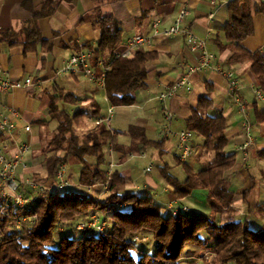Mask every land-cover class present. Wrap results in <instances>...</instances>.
Wrapping results in <instances>:
<instances>
[{"label": "trees", "instance_id": "1", "mask_svg": "<svg viewBox=\"0 0 264 264\" xmlns=\"http://www.w3.org/2000/svg\"><path fill=\"white\" fill-rule=\"evenodd\" d=\"M52 9L42 11L39 16H49ZM261 10L258 5L251 6L249 0H232L227 5L228 22L223 27L228 45L219 47L231 52L228 65L247 64L254 85L264 92V52L249 53L239 46L252 34V14ZM92 26L98 38L95 45L87 47L92 52L90 63L96 74L100 72L98 62L108 68L104 84L107 100L112 107L132 106L135 92L146 79L147 64L155 54L138 49L132 58H115V50L121 43L118 23L110 15L95 13ZM13 38L21 44L24 55L42 43L35 27L24 29ZM14 44L11 40L10 45ZM73 99L63 94L51 98L49 118L57 126L38 151L45 178L53 183L59 167L74 162L81 166L78 185L88 191L106 185L108 196L99 201L71 184L66 190L33 196L30 207L25 210H0V264H198L184 262V253L190 248L205 247L214 254L209 264H264V202L254 210L248 208L243 219L225 215L235 202V191L230 189L227 176L236 160L235 154L225 152L228 143L225 120L205 114L208 100L199 99L188 120V130L203 138L204 149L213 154V161L197 173L185 168L183 183L168 176L167 170L162 171V176L174 188L173 196L178 200L195 190H206L209 213L188 208L184 211L181 207L174 214L151 197L121 191L124 186L121 175L116 173L106 180L101 168L105 162L104 148L111 143L115 149L114 137L108 127L95 124L100 116L94 104L89 113L78 110L71 114L57 105L59 102L71 104ZM84 116L96 126L87 137L80 138L76 128L83 126ZM255 121L264 124V111L255 112ZM128 133L135 149L162 146V142L146 140L138 128L130 127ZM260 158L264 161V152ZM34 177L31 176L32 180L38 182ZM247 194L250 191L242 193V200ZM117 201L124 207L116 208ZM95 211L106 213L112 221L103 232L86 229L75 236L56 230L59 222L77 225ZM252 215L262 218L259 225L248 219ZM141 230L152 234L155 243L152 254H139L132 244L131 235ZM202 233L207 236H201Z\"/></svg>", "mask_w": 264, "mask_h": 264}, {"label": "crops", "instance_id": "2", "mask_svg": "<svg viewBox=\"0 0 264 264\" xmlns=\"http://www.w3.org/2000/svg\"><path fill=\"white\" fill-rule=\"evenodd\" d=\"M231 1L0 0V70L13 81L29 77L37 84L35 87L0 95V114L10 115L12 110L19 113L18 118H13L17 126L15 132L11 136L0 138V142L6 145L9 155L14 152L12 139L29 142L31 145L29 156H26L28 158L26 169L20 170L18 174L29 179L33 171L42 169L38 151L57 126V123L50 121L49 118L51 98L59 94L72 96L73 103L57 104L60 109L70 114L78 110L87 113V109L93 108L94 104L98 107L101 118L106 116L107 109L112 107L104 90L99 89L87 78L81 75L58 74L70 56L81 50H87L89 45H95L98 38V32L92 26L95 13L110 15L118 23L121 43L115 53L120 54L126 50V40L132 36H151L154 22H158L161 30L170 27L178 17L180 9L185 6L187 13L183 18L182 26L191 30L197 37L207 39V50L214 56L216 63L227 66L235 72L242 87L241 96L249 106H253L254 146L248 149V162L243 164L240 159L242 156L240 158L237 156L240 153L237 148L244 140L239 118L226 95L223 80L211 71L192 75L191 90L178 92L168 102V108L174 116L173 127L176 131L188 130V120L192 110L198 106L199 99L208 100L209 107L205 114L209 117L220 116L225 120V136L228 141L225 152L235 154L236 162L227 176L230 189L235 191V195H240L250 189L253 182L257 184L258 195H264V161L260 158V153L264 152V124L255 121V112L264 111V101L253 102L249 87L254 85V80L248 71V65L237 63L228 65L231 52L219 47L228 45L224 38L223 27L228 22L227 5ZM249 1L251 6L258 5L262 10L252 14V34L243 39L239 46L249 53L264 52V0ZM50 7L53 9L49 16H39L42 11H48ZM31 27L38 30L42 43L37 44L35 51L24 55L21 44L14 41L13 36ZM9 34L13 36L10 38ZM11 40L16 44L10 45ZM145 51L155 54V58L147 64L146 79L143 86L134 94V104L129 107H112L109 130L113 133L115 149L109 148L111 150L108 151L106 147L104 148L105 160L109 162L111 156L115 163V173L125 175L128 181L126 184L130 185H126L124 191L151 197L164 208L166 205H171L173 211L188 203L189 210L207 214L209 206L206 190H195L187 198L176 202L173 196L174 188L165 181L162 171L167 170L168 176L183 183L186 179L185 168L197 173L213 161V154L204 149L203 138L191 131L193 136L189 142L191 149L189 157L184 163L174 160L176 139L160 138L161 112L156 99L162 91L185 75L188 68L196 64V55L188 51L184 37H166L161 34L152 40L151 47ZM119 110H123L125 115L123 119L117 114ZM89 119L83 117V120L89 121ZM26 125L30 126V133L23 130ZM130 127L141 130L148 141L162 142V146L157 149L138 146L135 149V143L128 133ZM147 154L156 164L152 163L153 166L149 164L143 169L144 179L141 183H131L127 164L135 156L144 157ZM168 156L173 158V162L172 160L170 163L167 162ZM112 161L109 163H113ZM35 162L39 165H34ZM69 166H75L77 170V179L74 182L72 180L74 172H69L72 173V186L76 187L81 166L74 162L69 163ZM154 167L158 169V177L150 178ZM147 168L149 171H146ZM259 198L264 202V197L259 196ZM94 213L97 215L98 211ZM147 234L151 235L150 232Z\"/></svg>", "mask_w": 264, "mask_h": 264}, {"label": "built area", "instance_id": "3", "mask_svg": "<svg viewBox=\"0 0 264 264\" xmlns=\"http://www.w3.org/2000/svg\"><path fill=\"white\" fill-rule=\"evenodd\" d=\"M187 13V9L183 6L176 18L175 22L168 28L161 30L158 22L152 24V35L141 36L135 35L126 40V50L123 53L116 54L115 58H130L138 49H147L151 47L152 40L158 35L166 37L182 36L185 40V45L188 51L196 55V64L188 68L185 75L179 78L171 86L167 87L157 96V102L161 108V114L164 120L160 130V137L163 140L169 138L176 139L175 158L184 163L190 155L191 149L189 142L192 139L193 133L188 130L173 131L171 123L174 120L173 114L168 108V102L180 91L189 92L191 90L190 78L194 74L211 71L220 76L225 84L226 95L230 99L237 115L240 118V130L243 135V142L238 146L237 151L242 155L241 162L245 164L248 160L247 151L254 145L252 137V121L248 114V102L241 96L242 87L240 86L237 75L232 69H227L216 63L214 56L207 50V39L197 37L191 30L182 26L183 18ZM212 15H210V18ZM92 52L90 50H81L78 53L70 56L64 63L58 74L60 75H81L94 83L99 89L104 90L105 74L108 70L107 66L102 62H98L99 74H96L91 66L90 60ZM37 84L32 82L31 78L26 77L19 81H13L2 70H0V95L8 94L14 90L26 89L35 87ZM249 91L253 97V102L259 103L264 101V92L252 85ZM113 108L107 109L106 116L98 118L96 125H105L109 128ZM14 117L18 118L19 113L12 110L10 115L0 114V138L11 136L17 126L14 122ZM26 133H30V126L23 127ZM14 144V152L9 155L7 147L0 142V210L6 211L9 209L25 210L30 207L31 193L34 196H45L56 192L57 190H66L70 187V182L66 176V167L60 166L55 181L50 185L41 184L31 179H25L18 174L20 170L26 169V156L30 153L31 145L29 142H22L12 139ZM149 171V168L146 169ZM122 208V207H121ZM187 211V207H183ZM174 214L176 210L172 211ZM93 224H88L89 227L100 229L98 225L99 217L94 218ZM84 227V226H82ZM100 232V231H99Z\"/></svg>", "mask_w": 264, "mask_h": 264}, {"label": "rangeland", "instance_id": "4", "mask_svg": "<svg viewBox=\"0 0 264 264\" xmlns=\"http://www.w3.org/2000/svg\"><path fill=\"white\" fill-rule=\"evenodd\" d=\"M252 99H253V97H252ZM158 107H159V105H158ZM90 110L91 109H87V112L89 113ZM130 112L133 113V111H130ZM160 112H161V108H160ZM117 114H118V116H120V119H123L125 117V115L123 114V110H119ZM248 114L250 116L251 121L253 122V106L252 107L251 106L248 107ZM160 115H161L160 116L161 117V125H160V128H159V133H160V130H161L162 125L164 123L162 114L160 113ZM128 117H129V115H128ZM238 118H239V116H238ZM83 121H84L83 126H80V127L76 128V133H77V135H79L80 138L87 137L88 133L93 131L94 127L96 126L95 124H93L94 123L93 120L89 119V121L88 120L87 121L83 120ZM239 121H240V118H239ZM114 124H115V122L112 123V126H114ZM239 125H240V123H239ZM253 127H254V125H253ZM171 129L176 132L175 128L173 127V122L171 123ZM110 134H111V136H113L112 132ZM251 134H252V136L254 135V129H252ZM159 136H160V134H159ZM170 139H174V138H169L167 140H170ZM23 140L27 141L26 139H23ZM175 146H176V144H175ZM109 148H111L113 150V146H112L111 143H109V145L106 146V149H108V151L111 150ZM150 151H153V150H150ZM175 153H176V151L174 149V158H175ZM239 154L237 155L238 158H240L242 156V155H239ZM108 158H109V156H108ZM26 159H28V158L26 157ZM240 159H242V158H240ZM171 160L173 162V158H171V156H168L167 157V162L170 163ZM174 160L178 161L176 158ZM110 161H112V157L111 156H110L109 162ZM109 162H107L105 160L104 164L101 166V168L106 173V180L107 181L114 174H116L115 171H114V169H115L114 161H112L113 163H109ZM246 162H248V161H246ZM70 163H72V162H70ZM152 163L156 164L155 162L150 160V155L149 154L145 155L144 157L135 156V158L130 159L129 164H127V168L129 170L131 183L132 182L134 184L141 183V181L144 179V176L142 174L143 169L146 166H149V164H152ZM35 164H38V163L35 162L34 165ZM152 166H153V164H152ZM65 167H66V173H67L66 176H67L70 184H72L71 183V178H72L71 174L72 173L69 174V172H71V171L74 172L73 179H72L73 182H74L77 179L76 178V171L77 170H76L75 166L73 167V166L65 165ZM41 168H42L41 170L37 169V170L33 171V173L31 175H34L35 176L34 178H37L38 179L37 181L39 183L50 185L51 182L49 180H46L43 167L41 166ZM31 175H29V177H30L29 179L32 180ZM121 176H122V179H123V182H124V186L121 187V191H124L125 190V186L126 185H130V184L129 183L126 184V182H128V181H126L127 179L125 178V175H121ZM155 177H158V169L156 167L153 168V171H152V174H151L150 178H155ZM147 178H149V177H147ZM256 185L257 184L252 182V187L250 189H248V190H245V191H250V194H247V196H245V199H243V200H242V198L244 196L242 194L235 195L234 205L232 206L230 212L226 211V213L227 212L228 213L225 214V215L226 216H233V218L236 219V220L243 219L247 215L248 208L254 210L256 205L263 204L262 200H260L259 196L260 197H264V195L263 194H259L258 195V193L256 192ZM77 187H79L82 191L86 192L87 194H89L90 196H92L93 198H95L97 200H99V198H101L99 201L105 200L103 197L108 196V193L106 192V188H107L106 185L105 186L104 185L103 186H96L94 188H91V190H89L90 192L88 191V188H81V186H79V185H77ZM257 189H259V187ZM101 190H103V191H101ZM252 193H254V194L252 195ZM31 196L32 197L34 196L33 192L31 193ZM180 200H182V199H180ZM177 201H178V199H176V202ZM186 204L187 205H185L184 207L189 208L190 204H188V203H186ZM115 205H117L116 208H119V209H121V207L122 208L124 207V205L120 204L119 201H117V203ZM166 208H167V210H172V206L171 205H166ZM94 214L95 213H92L89 216H86V218H84L86 220L84 222H82V221L78 222L79 224H77V225L74 224V223H71L70 221L59 222L57 224V229L56 230L58 232H60V233H64L66 231V232H68V235L79 236L80 234H82L81 232H83L86 229L93 230V231H96V232H99V231L103 232L106 229V227H108L110 224H112L111 219L108 218L106 213L98 212L97 215H94ZM96 217H99V223H100V225H98L99 228H100L99 230L88 226L89 223L93 224V221L95 220L94 218H96ZM248 219H250L251 221L256 222L254 224L256 226L259 225L260 222L262 221L261 217H258V216H255V215L250 216ZM17 224H19V223H17ZM82 226H84V227H82ZM147 233H148L147 230H141V231H138L137 233H134V234L131 235L132 238H130V239L132 241V244H133L134 247L136 246V250L139 252V254H143V253L152 254L151 252L153 251V247H155V243L153 241L154 239L152 237V234L150 235V234H147ZM205 235L207 236V234H205ZM205 235H204V233L201 234V236H205ZM139 245H140V247H138ZM184 258H186L184 262H186V260H188L189 262L190 261L191 262H196L198 264H201V263L202 264H209L212 261V259H214V254H212L211 252H208L206 247L204 249L203 248H199V249L198 248H196V249L190 248L187 252L184 253Z\"/></svg>", "mask_w": 264, "mask_h": 264}]
</instances>
